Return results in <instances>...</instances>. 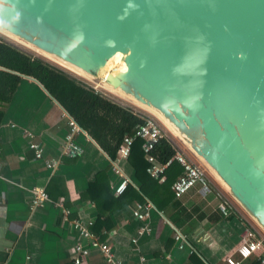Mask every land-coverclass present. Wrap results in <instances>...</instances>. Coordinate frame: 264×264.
Segmentation results:
<instances>
[{"label":"water","instance_id":"1","mask_svg":"<svg viewBox=\"0 0 264 264\" xmlns=\"http://www.w3.org/2000/svg\"><path fill=\"white\" fill-rule=\"evenodd\" d=\"M0 32L157 116L264 232V0H3Z\"/></svg>","mask_w":264,"mask_h":264},{"label":"crops","instance_id":"2","mask_svg":"<svg viewBox=\"0 0 264 264\" xmlns=\"http://www.w3.org/2000/svg\"><path fill=\"white\" fill-rule=\"evenodd\" d=\"M133 105L130 104L138 109ZM65 111L40 82L29 76L21 77L5 109L0 124V264H25L27 256L29 264H74L70 249L77 233L70 220L80 218L94 224L97 216L94 204L83 200L81 193L102 169L110 168V187L120 181L110 157L87 133L75 135L80 153H62L68 131ZM23 130L42 145L45 158L57 160L54 168H47L42 159L33 156L28 148L30 138L24 136ZM181 145L189 157L197 160ZM119 165L130 184L138 188L140 182L130 161L121 160ZM208 175L207 186L195 184L162 210L154 206L148 233L137 235L139 222L132 215L135 202L146 197L139 194L126 201L109 214L113 227L108 232L102 230V240L129 264H136L141 256L148 264H227L229 255L238 259L234 249L251 219L209 172ZM35 186L45 188L50 201L31 210L29 200ZM59 201L70 210L67 216ZM220 205L225 207V215ZM176 229L187 236L188 246L182 250L172 238ZM133 238H137L136 242ZM86 264H103L102 255L92 250Z\"/></svg>","mask_w":264,"mask_h":264},{"label":"trees","instance_id":"3","mask_svg":"<svg viewBox=\"0 0 264 264\" xmlns=\"http://www.w3.org/2000/svg\"><path fill=\"white\" fill-rule=\"evenodd\" d=\"M22 76L40 82L111 160L117 158L123 136L132 133L142 122L130 105L96 92L91 84L64 68L0 37V124ZM142 142L143 139H135L128 157L140 182L138 188L129 183L122 194H115L109 182L110 168H107L98 171L81 193V198L91 201L96 208L97 216L91 229L101 239L105 237L103 232L113 227L109 214L123 207L126 201H132L141 194L162 210L175 197L171 185L182 172L180 164L172 162L163 181L152 177L146 171L148 162ZM152 153L164 162L172 156L173 148L168 140L162 139ZM248 262L245 260L242 264Z\"/></svg>","mask_w":264,"mask_h":264},{"label":"built area","instance_id":"4","mask_svg":"<svg viewBox=\"0 0 264 264\" xmlns=\"http://www.w3.org/2000/svg\"><path fill=\"white\" fill-rule=\"evenodd\" d=\"M92 87L96 92L107 96L98 89L97 85H92ZM133 110L141 117L142 122L135 126L132 133L123 136L118 156L115 160H112V170L120 177L118 184L111 186L114 193L117 195L122 194L130 183L129 177L123 172L119 162L128 159L136 138L143 139L141 147L148 162L146 171L152 177L159 178V180L163 181L166 177L165 172L168 166L174 161L180 164L182 172L171 185V189L176 198L181 197L197 183L202 184L204 187L207 186L209 175L205 167L199 161L187 155L184 147L175 141L173 138L174 135L165 127L160 119L141 108ZM63 115L67 118L68 131L63 139L62 153L64 155H77L80 153L81 148L75 141V135L78 133L86 134V132L75 122L67 111ZM10 127L16 128L17 126L11 124ZM23 134L26 138L31 137V133L27 130H23ZM162 139L168 140L173 148L172 156L164 162L159 161L152 153L154 146ZM28 148L33 152V156L36 159H42L45 162L47 168H54L57 165V160H50L44 157L42 145L33 141L31 138L28 140ZM49 201V194L45 188L35 186L31 189L29 200V208L31 210L43 207ZM58 205L61 207L64 216L70 213V210L61 201L58 202ZM152 209H154V205L147 198L143 197L135 202L132 215L139 222L136 230L137 235L150 232L151 229L148 222ZM220 209L225 215V207L220 205ZM92 224L93 221L84 222L80 218H72L70 220L72 229L77 233L76 241L70 249L72 262L74 264H86L91 251L96 250L102 255L103 264H129L114 254L109 243L102 240L91 229ZM172 238L177 248L182 250L188 246L187 236L179 230L176 229L174 231ZM136 240L137 238L132 239L133 242H136ZM190 253H193L192 248L190 249ZM234 253L238 256V259L229 255L225 259L227 264H242L245 260L249 261L246 264H264V236L251 223H246L243 227L240 241L234 249ZM29 259L30 256H27L25 264H29ZM136 264L148 263L141 256Z\"/></svg>","mask_w":264,"mask_h":264},{"label":"rangeland","instance_id":"5","mask_svg":"<svg viewBox=\"0 0 264 264\" xmlns=\"http://www.w3.org/2000/svg\"><path fill=\"white\" fill-rule=\"evenodd\" d=\"M0 37H3V38H5V39H7V40H9V41H11V42H13L14 44H17V45H19V46H21L22 48H25L26 50H28L29 52H32V53H34V54H36V55H39V56H42V55H40V53H38V52H36V51H34L33 49H31V48H28V47H26V46H24V45H22V44H20V43H18V42H16V41H14L15 39L14 38H12V37H7V35L5 36L4 34H2L1 32H0ZM12 38V39H11ZM14 39V40H13ZM43 58H46V57H44V56H42ZM47 59V58H46ZM47 60H49V59H47ZM50 61V60H49ZM51 63H53V64H55V65H57V66H59V67H61V68H64V67H62V66H60V65H58V64H56V63H54V62H52V61H50ZM69 68V67H68ZM65 70H67L68 72H70V73H72L73 75H75V76H77L78 78H80V79H82V80H84V81H86V82H88L89 84H91V85H97V87H98V89L100 90V91H102L104 94H106L107 96H109V97H112V98H114V99H116V100H118L119 102H121V103H123V104H127V105H133V103H131L128 99H126L125 97H123V96H121V95H119V94H117V93H113V92H110L109 90H107V89H105V88H103L102 86H101V84H100V78H99V80H97V81H93V80H89V79H86V78H83V77H81V76H79V75H77V73H75L76 71L74 70V69H72L71 68V70H73V71H70V70H68V69H66V67L64 68ZM101 77H102V75H101ZM133 106H136V105H133ZM137 108H139V107H137ZM166 127V126H165ZM167 128V127H166ZM174 139H175V141L177 142V143H179V144H181V141L176 137V136H174L173 137ZM207 170V172H209L208 171V169H206ZM247 214V213H246ZM247 217H249V215L247 214ZM250 218V217H249ZM251 219V218H250ZM249 220V219H248ZM249 222L255 227V229L260 233V234H262L263 236H264V232L255 224V222H253L252 221V219H251V221L249 220Z\"/></svg>","mask_w":264,"mask_h":264},{"label":"bare ground","instance_id":"6","mask_svg":"<svg viewBox=\"0 0 264 264\" xmlns=\"http://www.w3.org/2000/svg\"><path fill=\"white\" fill-rule=\"evenodd\" d=\"M5 34V33H4ZM5 35H7L8 37L10 36V35H8V34H5ZM11 37V36H10ZM9 37V38H10ZM13 38V37H12ZM11 38V39H12ZM14 40V39H13ZM14 41H17V42H19V43H21L20 41H18V40H14ZM21 44H24V43H21ZM25 46H27L26 44H25ZM43 56H45L46 58H48V59H50V60H52V61H55V62H57L55 59H53L52 57H50V56H48V55H44L43 54ZM123 54L121 53V52H116L114 55H112L107 61H106V63H105V65H104V67L102 68V70L100 71V74L101 75H103V76H105L106 74H107V72L110 70V69H112V70H121V71H123V70H125L126 69V65H125V62L123 61ZM58 64H60L59 62H58ZM63 64V63H62ZM62 64H60L61 66H63V67H66V68H68V69H70L71 70V67L69 66V65H66V64H64V65H62ZM73 69V68H72ZM77 72V71H76ZM79 73V72H78ZM80 74V73H79ZM110 91V90H109Z\"/></svg>","mask_w":264,"mask_h":264},{"label":"clouds","instance_id":"7","mask_svg":"<svg viewBox=\"0 0 264 264\" xmlns=\"http://www.w3.org/2000/svg\"><path fill=\"white\" fill-rule=\"evenodd\" d=\"M0 3H3V0H0Z\"/></svg>","mask_w":264,"mask_h":264}]
</instances>
